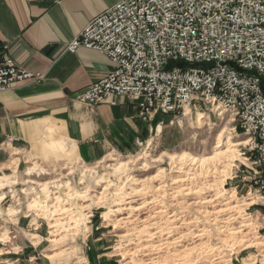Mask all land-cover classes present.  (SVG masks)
I'll return each mask as SVG.
<instances>
[{"label": "rangeland", "instance_id": "rangeland-1", "mask_svg": "<svg viewBox=\"0 0 264 264\" xmlns=\"http://www.w3.org/2000/svg\"><path fill=\"white\" fill-rule=\"evenodd\" d=\"M234 127L229 115L221 117L205 104L195 105L185 113L166 115L162 127L159 126L148 140L140 142L133 152L110 151L93 161L83 158L75 144L56 129L48 128L27 146L15 138H6L0 143V181H4V186L0 187V195H4L0 202V238L13 239L9 249L13 254L18 252L20 255L19 246H26L24 251L29 255L25 260L28 262L29 258L36 257L34 264H92V247L98 243H106L101 250L102 258L108 259L105 264H164L166 261L176 264H250L253 256H256V264H264V205H256L260 198L249 193L251 171L243 166L240 169L234 167L239 165L236 161L244 162L242 157L206 165L211 170L208 173L207 169L201 172L199 164L190 166L189 157L173 163L169 159L170 155L184 153L196 158L213 155L217 137L224 129L228 130L224 146L229 141L245 140L246 143L247 138L240 131L235 132ZM53 138L64 144V148L56 153L47 149V143ZM141 156L147 157L148 171L143 167L146 161L138 160ZM112 158L126 163L127 171L114 174L109 167L115 163ZM157 159L159 161L154 162ZM183 171L192 174L191 186L201 190L197 196L175 197V192L189 184L187 181L172 185L176 178L189 177L181 173ZM129 172L135 179L144 180L156 175L159 179L144 185L127 182ZM60 174L64 176L61 182L46 191L41 192L29 183L34 180L44 187L59 181ZM164 183L166 190L154 191V186ZM82 193L88 197L79 198ZM101 193L104 194L99 201L97 197ZM206 198L214 200L209 209L225 211L220 219L230 220L232 228L239 229L243 223L253 225L234 238L220 233L204 217L208 208L189 206L195 200ZM254 200L256 203L249 204ZM161 203L168 208L161 218L166 220L175 214V224L181 228L175 239L192 230L195 235L205 236L194 245L191 244L196 240L174 245L170 250L153 248L167 238V231H163L162 237L153 239V228H147L142 222L164 209ZM141 205L145 210L140 215L135 212L132 216L128 211L122 215L113 212L117 207ZM130 215V219L121 221ZM156 221H160L159 218ZM167 225L161 224V231ZM124 234L130 235L122 238ZM253 242L262 245L244 249ZM190 248H193L192 252H187ZM177 254L182 256L177 257Z\"/></svg>", "mask_w": 264, "mask_h": 264}, {"label": "built area", "instance_id": "built-area-1", "mask_svg": "<svg viewBox=\"0 0 264 264\" xmlns=\"http://www.w3.org/2000/svg\"><path fill=\"white\" fill-rule=\"evenodd\" d=\"M81 47L103 53L114 67L78 101L115 105V97L128 96L144 121L202 104L229 115L248 141L239 147L245 161L234 167L251 171L249 193L264 205V0H120L66 51ZM42 79L0 54V93ZM12 242L0 238V264L19 261L10 258Z\"/></svg>", "mask_w": 264, "mask_h": 264}, {"label": "crops", "instance_id": "crops-1", "mask_svg": "<svg viewBox=\"0 0 264 264\" xmlns=\"http://www.w3.org/2000/svg\"><path fill=\"white\" fill-rule=\"evenodd\" d=\"M119 1L0 0V54H7L18 67L43 76L41 81H21L0 93V143L15 138L27 146L48 128L56 129L75 144L83 158L93 161L110 151L133 152L162 127L166 115L144 121L137 102L128 96L115 97V105L90 106L75 99L114 66L97 50L81 47L71 53L66 47ZM47 146L55 153L64 148L57 138ZM105 246L94 244L92 264L108 262L101 253ZM24 247L19 246L20 255L16 252L10 257L19 259L14 264H29Z\"/></svg>", "mask_w": 264, "mask_h": 264}, {"label": "bare ground", "instance_id": "bare-ground-1", "mask_svg": "<svg viewBox=\"0 0 264 264\" xmlns=\"http://www.w3.org/2000/svg\"><path fill=\"white\" fill-rule=\"evenodd\" d=\"M199 119H202V117L201 118H199ZM227 129H224L219 135H218V137H217V145H216V147L214 148V153H213V155H209V156H204L203 158H196V157H190V156H186V153H184V154H180V155H178V156H174V155H170L169 157V159L172 161L171 163H173L174 162V160H177V159H179V160H181V159H185V157H189V161H190V166H197L198 164H199V166H198V168H201L200 169V171L202 172V170L203 171H206L205 169H207V167H206V165H210V164H212V163H215L216 161L217 162H219V161H222V160H232L233 158H235V157H242L241 156V154H240V150H239V152H238V147L239 146H241V145H243V144H245V145H247V143H248V141H247V139H246V143H244V141L245 140H240V141H238V142H228L227 144H226V146H224V138H225V136H226V134H227ZM240 142H242V143H240ZM244 146V145H243ZM243 159V158H242ZM138 160H144V161H146V163H143V167L146 169L145 171H148L149 170V165H148V163H147V157H145V156H141ZM244 160V159H243ZM111 161H113V162H115L114 164H112V165H110L109 167L111 168V170L114 172V174H116V175H118V174H121L122 172H124V171H127V164L126 163H119V160L118 159H116V158H112V160ZM157 161H159V159H157V160H154V162H157ZM245 161V160H244ZM135 162V161H134ZM100 163H102V162H100ZM99 163V164H100ZM178 165V164H177ZM7 167H9L10 168V166H7ZM73 168H75V167H73ZM191 168V167H190ZM1 169H3L2 167H1ZM62 169H65V166H64V168H62ZM71 169V168H70ZM73 170V169H72ZM75 170H77V169H75ZM86 170V169H85ZM181 170H183V168H181ZM197 170V169H196ZM189 171H191V169L189 170ZM209 171H211V170H209V169H207V173L209 172ZM47 172V171H46ZM45 172V173H46ZM223 172V171H222ZM162 173V172H161ZM180 173V172H179ZM181 173H184L185 175H187V176H189L187 179H182V178H176V179H174L173 180V183H172V185H174V184H177V185H179V184H182V183H186L187 181H189V180H191V179H193V178H191L190 177V175H192L190 172H188V171H183V172H181ZM94 175H95V173H94ZM58 176H60V180L59 181H53L51 184H46V185H44V187H43V184H39L38 182H35L34 180H32V181H30L29 183L30 184H32V185H34V186H36L35 187V189H37V190H39V191H46L47 189H50V188H53L54 187V185H56L57 183H60L61 182V180L63 179L62 177H64L63 175H58ZM83 176V175H82ZM159 177V175H156V176H153V177H151V178H148V179H144V180H140V179H135V177H131L130 176V172L128 173V175H127V182H137V183H140V185L141 184H146V183H149V182H151V181H154V180H156V179H159L158 178ZM91 178V177H90ZM65 179H66V177H65ZM86 179V178H85ZM73 181V180H72ZM2 182H4V181H2ZM1 181H0V187H3L4 186V184L2 183ZM85 182V181H84ZM64 183V182H63ZM87 183V182H86ZM189 184H188V186H186V187H184L182 190H180V191H177V192H175V194H177L175 197H177L178 198V196H184V197H192V196H197L198 194H200L201 193V190H198V189H196L195 188V186H191V182L189 181L188 182ZM70 184V183H69ZM72 184V183H71ZM165 184V183H164ZM50 185H52L51 187H49ZM63 185V184H62ZM190 185V186H189ZM83 186V185H82ZM152 186V185H151ZM89 187V186H88ZM40 188H42L41 190H40ZM155 190L154 191H156V192H158V191H161V190H164L165 188H166V184L165 185H163V184H160L159 186H154L153 187ZM144 190V189H143ZM166 190V189H165ZM61 191V190H60ZM64 191V190H63ZM77 191V190H76ZM89 192V191H88ZM85 194L87 193V192H84ZM55 194V193H54ZM85 194H80V196H79V198L81 197L82 199L83 198H85V197H88V196H86ZM103 194L104 193H101V194H99V197H97V199H99V201L103 198ZM161 194V193H160ZM69 195V194H68ZM76 195V194H75ZM44 197V196H43ZM67 197V196H66ZM72 197V196H71ZM161 198V197H160ZM166 198V197H165ZM4 199V195H0V202L2 201ZM55 201H56V199H54ZM66 200H68V199H66ZM158 201V200H157ZM70 202V201H69ZM80 202V201H79ZM165 201L163 200L162 201V203H164ZM214 202V200L213 199H211V198H209V199H200V200H195V201H193V203H191V204H189V206L190 205H192V204H194V205H196V206H201L202 207V209L205 207V208H208V210H205L204 211V217H206V220H210L211 221V224H212V226H214V227H217L218 229H219V231H220V233H224V234H226V236L227 237H232V238H234V237H237L238 235H242V234H244V232H246L247 230H249V227L250 226H252L253 224H251V223H243V224H241L240 226H239V229H235V228H232L231 227V225H230V220H228V219H220V216L225 212L223 209H221V210H215V209H209L210 207H211V205H212V203ZM73 203V202H72ZM71 203V204H72ZM150 203V202H149ZM161 203V204H162ZM254 203H256V201L254 200L253 202H251V203H249V204H254ZM160 204V205H161ZM144 205H146V204H144ZM144 205H141V206H135V207H133V206H128V207H117L113 212L114 213H118V214H121L122 215V213L124 212V211H128L131 215L132 214H134L135 212L138 214V215H140V214H142L143 213V211L145 210V206ZM163 205V204H162ZM67 206H69V205H67ZM164 209H161V210H159V211H157L155 214H151L150 216H148L146 219H144L143 220V224H145V225H147V228L148 227H150V228H153V229H151L152 230V232H151V236L153 237V239H157V238H159V237H162V234H163V231L164 230H166L167 231V238L166 239H164V240H162V243H160V244H158V245H154L153 246V248H162V247H164V249H166V250H170V248L172 247V246H174V245H178V244H180V243H183V242H185V241H192L193 242V240H196L195 242H193L191 245H194L196 242H198L199 241V239H201L202 237H204L205 235H195V233H193L194 232V230H192V231H190L189 233H187V234H182L181 236H179V238H174L176 235H178L179 234V229H181V228H178V227H180V226H177L176 224H175V221H176V217H175V214H172L171 216H169V217H167L166 218V220H165V218H161V215L162 214H165L166 212H167V210L166 209H168L167 208V206H165V205H163L162 206ZM71 208V207H70ZM54 209H56V208H54ZM71 209H73V208H71ZM122 209H127V210H122ZM61 210V209H60ZM70 211V210H69ZM68 211V212H69ZM66 213V212H65ZM70 213V212H69ZM135 213V214H136ZM61 214V213H60ZM59 214V215H60ZM67 215H68V213H67ZM131 215L130 216H127V217H125V218H123V219H121V221H127L128 219H130L131 218ZM137 215V216H138ZM167 215V214H166ZM133 216V215H132ZM63 217H65V216H63ZM81 217V216H80ZM142 217V216H141ZM165 217V216H164ZM210 217H211V219H210ZM159 218V220L160 221H156L155 222V220L156 219H158ZM175 218V219H174ZM71 219V218H70ZM161 219H162V221H161ZM165 220V221H164ZM164 221V222H163ZM235 221V220H234ZM71 222V221H70ZM72 223V222H71ZM161 224H168L167 226H166V228L165 227H163L164 229L161 231ZM192 224V223H191ZM157 226H158V228H157ZM181 226H183V225H181ZM55 227V226H54ZM144 228H146V227H144ZM142 229V228H141ZM188 229V228H187ZM155 231V232H154ZM178 233V234H177ZM128 235H130V234H124V235H122L121 237L122 238H127L128 237ZM249 238V237H248ZM248 240V239H247ZM250 240V239H249ZM160 242V241H159ZM262 245V243L261 242H256V243H249V244H247L246 246H245V248L244 249H246V250H249V249H252V248H256L257 246H261ZM191 250H193V248H190V249H188L187 250V252H192ZM186 252V253H187ZM175 253V252H174ZM185 253V254H186ZM179 254V253H178ZM177 254V257H181L182 255H178ZM191 254V253H190ZM50 257V259H52V258H54V256H49ZM256 256H253V257H251L250 258V260H251V262H250V264H256ZM167 263H164V264H176V263H173V262H169V261H166Z\"/></svg>", "mask_w": 264, "mask_h": 264}, {"label": "water", "instance_id": "water-1", "mask_svg": "<svg viewBox=\"0 0 264 264\" xmlns=\"http://www.w3.org/2000/svg\"><path fill=\"white\" fill-rule=\"evenodd\" d=\"M216 64L215 63H212L211 66H215Z\"/></svg>", "mask_w": 264, "mask_h": 264}]
</instances>
